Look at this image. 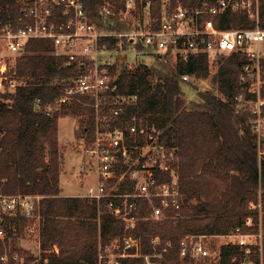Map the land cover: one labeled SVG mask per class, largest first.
I'll return each instance as SVG.
<instances>
[{
	"label": "trees",
	"instance_id": "trees-1",
	"mask_svg": "<svg viewBox=\"0 0 264 264\" xmlns=\"http://www.w3.org/2000/svg\"><path fill=\"white\" fill-rule=\"evenodd\" d=\"M19 1L0 0L5 19L12 15L17 27L23 9ZM178 1L187 0L171 3ZM101 2L83 0L95 20ZM153 4L160 13L164 0H153ZM216 26L246 29L257 24L244 15L230 13L221 25L216 21ZM259 26L264 29V0ZM53 51L46 41L29 42L13 70L23 85L16 92L0 94V195L41 198V259L36 261L18 247L28 227V221L19 213L2 216L12 254L24 256L28 263L36 261L34 264H107L100 260L102 253H122L125 240L133 237L140 243L141 254H161L157 260L160 264H233L232 259L240 255L236 246L224 244L216 258L196 263L190 253L181 256V243L192 236L230 234L243 228L249 217L258 224L259 212L249 209L254 203L261 205L263 215L264 264V158H259L252 115L239 109L234 101V96L242 92L238 77L247 58L239 54L226 58L213 77V91L203 92L193 81H184L183 76L207 79L210 61L206 55L179 63L176 68L140 64L134 70H121L116 93L138 96L136 105L126 109L125 117L142 119L161 133L162 143L176 149L182 194L180 210L169 211L159 221L145 219L152 207L143 202L139 222L128 229L123 220L109 212L108 201L99 207L96 201L86 198L62 196L59 120L63 116L79 118L78 137L89 147L94 141L96 117L90 100L58 104L78 72ZM39 103L42 110L38 109ZM48 106L52 111L45 109ZM124 171L119 169L117 176ZM134 186L126 176L119 192H132ZM246 230L258 232L254 227ZM154 238L160 239L159 246L152 243ZM121 264L146 261L127 258Z\"/></svg>",
	"mask_w": 264,
	"mask_h": 264
},
{
	"label": "built area",
	"instance_id": "built-area-1",
	"mask_svg": "<svg viewBox=\"0 0 264 264\" xmlns=\"http://www.w3.org/2000/svg\"><path fill=\"white\" fill-rule=\"evenodd\" d=\"M22 15L7 20L0 5V90L9 93L23 85L13 72L16 60L26 53L33 40L53 46V54L66 60L77 70L72 83L58 104L72 100L92 101L96 129L94 141L86 148L95 167L96 185L80 197L106 207L128 229L140 220L142 203L152 207L145 219L159 221L169 211L182 206V194L176 167V149L161 141V133L136 116L125 117L126 109L136 105L137 95L117 94L121 70H134L140 64L166 65L176 68L199 55H206L211 64L220 65L231 55L247 58L238 84L241 93L234 96L239 109L252 115L257 136L259 158L264 157V29L259 26L261 0H187L172 5L164 0L160 13L153 0H102L95 20L84 7L83 0H20ZM230 13L244 15L254 21L255 28H219ZM95 20V21H94ZM13 69V70H12ZM189 75L183 80L188 81ZM40 103L38 109L42 110ZM52 111V107L45 108ZM107 110L109 113H107ZM119 169L125 170L118 177ZM135 184L132 192L121 193L125 177ZM40 197L0 195V262L28 263L24 256L11 252V239L3 223L4 215L19 213L28 221L27 231L40 239ZM251 211L261 213V205L251 203ZM259 216V217H260ZM258 228V232L246 229ZM224 244L236 246L240 255L233 264L262 263V223L249 217L243 228L227 235ZM208 236H192L182 243L181 256L200 263L217 257L205 243ZM154 246L160 239L152 240ZM40 245V244H39ZM1 247L4 252H1ZM143 258L146 264H160L161 254H141L140 243L133 237L125 240L122 253L100 256L107 264H121L123 259ZM47 262V261H46Z\"/></svg>",
	"mask_w": 264,
	"mask_h": 264
},
{
	"label": "rangeland",
	"instance_id": "rangeland-1",
	"mask_svg": "<svg viewBox=\"0 0 264 264\" xmlns=\"http://www.w3.org/2000/svg\"><path fill=\"white\" fill-rule=\"evenodd\" d=\"M218 69L219 66H217V64L210 63V75L207 79L198 80L189 78L188 81H193L201 92L213 91L214 85L212 80ZM4 93H8V91L5 89L0 90V94ZM194 96L195 94H190L191 98ZM79 122V118L71 116H63L59 122V148L63 157L60 186H62V192L64 191V194L66 195L76 194L77 196H80L86 193L90 186L96 185V170L93 165L94 161L86 151L87 145L85 140L78 137L80 134ZM224 242L225 239H222L219 236L209 237L205 240V243L209 246L212 252H217L219 247L224 245ZM39 244L40 239L38 233L31 234L27 231L19 241L18 247L24 253L29 254V257L40 260L41 250ZM102 255L117 256V254L112 253V251H109L107 254L102 253Z\"/></svg>",
	"mask_w": 264,
	"mask_h": 264
},
{
	"label": "crops",
	"instance_id": "crops-1",
	"mask_svg": "<svg viewBox=\"0 0 264 264\" xmlns=\"http://www.w3.org/2000/svg\"><path fill=\"white\" fill-rule=\"evenodd\" d=\"M59 122H60V120H59ZM61 178H62V176H61ZM61 188H62V186H61ZM62 196H64V197H80L81 195L80 196H77L76 194L75 195H66V194H64V191H63Z\"/></svg>",
	"mask_w": 264,
	"mask_h": 264
},
{
	"label": "water",
	"instance_id": "water-1",
	"mask_svg": "<svg viewBox=\"0 0 264 264\" xmlns=\"http://www.w3.org/2000/svg\"><path fill=\"white\" fill-rule=\"evenodd\" d=\"M257 178L259 179V176L257 175Z\"/></svg>",
	"mask_w": 264,
	"mask_h": 264
}]
</instances>
